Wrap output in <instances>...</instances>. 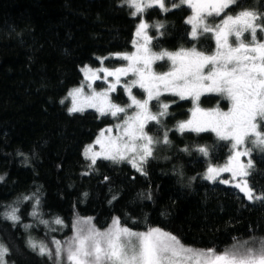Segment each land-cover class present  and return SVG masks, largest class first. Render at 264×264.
Segmentation results:
<instances>
[{"label": "trees", "instance_id": "trees-1", "mask_svg": "<svg viewBox=\"0 0 264 264\" xmlns=\"http://www.w3.org/2000/svg\"><path fill=\"white\" fill-rule=\"evenodd\" d=\"M239 2L233 14L240 8L264 12V0ZM131 11L121 0H0V213L16 206L21 216L16 225L0 216V243L9 248L7 264H55L54 258L33 252L27 242L68 237L76 218H92L102 230L118 217L133 231L160 228L185 246L217 252L243 239L264 237V202H250L234 187L202 179L209 163H226L230 145L211 132L175 130L178 121L190 117L191 100L171 104L163 127L154 122L146 127L154 137L171 129V144L158 145L143 165L146 175L127 162L105 159L89 168L82 151L102 128L113 124V117H101L94 110L70 115L68 93L81 85L85 65L97 68L100 58L108 57V65L114 66L113 54L130 50L139 20ZM189 14L183 7L167 13L157 7L148 10V24L165 25L163 35L148 29L151 49L175 52L196 45L212 53L215 42L210 34L189 38ZM158 67L169 68L165 61ZM133 92L142 96L137 88ZM111 98L120 106L127 102L119 87ZM162 99L178 100L171 95ZM227 103L216 94L200 98L205 109L218 104L225 109ZM197 146H207L209 157L196 152ZM185 148L189 152L182 151ZM252 159L250 183L256 194H264V154L254 152ZM33 194L41 201V217L48 226L29 214L34 201L23 197ZM57 217L63 227L51 223ZM23 224L33 226L25 230Z\"/></svg>", "mask_w": 264, "mask_h": 264}, {"label": "snow or ice", "instance_id": "snow-or-ice-1", "mask_svg": "<svg viewBox=\"0 0 264 264\" xmlns=\"http://www.w3.org/2000/svg\"><path fill=\"white\" fill-rule=\"evenodd\" d=\"M121 4L132 9L133 17L141 18L135 33L140 39L133 41L136 50L113 54L114 58L127 62L121 67H105L104 60L108 57L100 58L101 66L97 69L85 65L81 69L85 83L68 93L72 99V106L68 108L70 115L87 108L94 109L101 117L119 118L123 114L122 122L114 129H102L97 136L94 144L100 145V151H93V145L85 147L83 155L90 160L89 168L100 158L113 163L127 162L146 175L143 165L153 158L156 147L171 144L168 136L171 129L164 130L162 137H154L145 130L146 126L154 122L163 127L164 119L171 115V104L191 100V117L178 121L175 130L181 134L212 132L218 141L230 145L226 163H209L202 179L231 185L250 202H264V194H256L250 183L255 167L252 155L257 151L264 154V39L258 38V33H264V12L240 8L233 14L231 9L240 7L239 0H172L170 7L166 6V0H121ZM183 6L191 9V15L185 20V24L191 25L189 38L195 41L210 34L215 41L211 54L199 51L196 45L175 52L152 51L153 37L147 30L155 28L163 35L161 29L165 25L161 22L148 24L143 18L145 13L155 7L167 13ZM215 17H220L219 22L210 20ZM165 59L170 61L169 70L156 72L154 64ZM129 75L133 78L122 82L121 78ZM101 79L108 87L96 91L93 83ZM118 86L128 96L127 106L112 101L110 94L116 92ZM137 87L144 92L143 99L133 94V88ZM165 94L178 100L166 103L161 99ZM205 94H216L227 100V111L221 110L219 104L212 109L201 108L200 98ZM153 102L158 109L155 112L151 109ZM128 109L134 111L129 114ZM182 151L189 152V149ZM195 151L209 157L207 146H197ZM223 173H229V178H223ZM3 179L0 177V181ZM151 198L149 194L147 199ZM23 201H34L29 214L39 223L49 225L50 222L41 217V201L36 194L24 196ZM19 212V207L9 206L0 216L16 225L21 222ZM51 223L64 226L59 217ZM32 226L23 224L25 230ZM72 232L65 241L52 240L54 252L49 245L31 238L28 247L39 256L54 258L55 264H264V238L238 242L223 252L213 248L194 249L160 228L133 231L123 226L118 217H114L105 230L97 229L92 218H78L72 225ZM8 254L9 248L0 243V264H7Z\"/></svg>", "mask_w": 264, "mask_h": 264}, {"label": "rangeland", "instance_id": "rangeland-1", "mask_svg": "<svg viewBox=\"0 0 264 264\" xmlns=\"http://www.w3.org/2000/svg\"><path fill=\"white\" fill-rule=\"evenodd\" d=\"M167 2H172V0H166ZM168 5V4H167ZM166 5V6H167ZM157 8H159V7H157ZM132 10V9H131ZM148 12V11H147ZM146 12V13H147ZM145 13V14H146ZM191 15V13L188 15V16H190ZM135 18H139V20H138V23H137V25L140 23V17L139 16H137V17H135ZM144 19H145V15H144V17H143ZM211 19V18H210ZM219 20H220V18L218 17V18H212L211 19V21L212 22H219ZM145 21H146V19H145ZM189 25V24H188ZM190 26V30H191V25H189ZM136 30H137V28H136ZM135 33H136V31H135ZM147 34L149 35V32H148V30H147ZM150 36V35H149ZM246 36H247V34H246ZM247 38L248 39H250V36H247ZM261 38L262 39H264V33H262V35H261ZM138 39H140V38H138V37H136L135 36V34H134V38H133V41L134 40H138ZM232 39H234V38H232ZM214 40V39H213ZM133 41H132V44H131V48H130V50L128 51V52H125V53H131V52H134L136 49L134 48V46H133ZM215 42V41H214ZM150 47H151V45H150ZM215 50V49H214ZM153 51V50H152ZM154 52V51H153ZM211 54V53H210ZM108 59H110V58H108ZM108 59H105L104 60V66L105 67H108V68H110V69H113V68H116V67H121V66H124V65H126V61H123V60H120V59H116V58H114L113 57V59L114 60H116V63L114 64V66H109L108 64H111V62L109 63V62H107L106 60H108ZM118 61H120V62H118ZM163 61H165L166 63H167V66L170 68V61H168V60H163ZM163 61H157L155 64H154V70L156 71V72H159V73H162V72H166V71H161V68L160 67H158V65L160 64V63H162ZM100 63H101V59H100ZM100 66H101V64H100ZM99 66V67H100ZM99 67H97V68H99ZM91 68V67H90ZM97 68H92V69H97ZM169 68H168V70H169ZM167 70V71H168ZM100 75L101 76H103V73H100ZM82 76H83V80H82V83H85V81H84V73L82 72ZM133 77L131 76V75H129V77H127V78H124V77H122L121 79H122V82L125 80V79H132ZM109 80H112V78L111 77H109ZM81 83V84H82ZM93 87L96 89V91H102V90H104V89H106L107 87H108V85L101 79V80H96L94 83H93ZM119 88H122V87H120V86H118ZM117 87V88H118ZM134 89V88H133ZM137 89L142 93V96L141 97H139L138 95H136L134 92H133V94L134 95H136L137 96V98L138 99H143L144 98V96H145V94H144V92L141 90V89H139L138 87H137ZM122 90H123V88H122ZM124 91V90H123ZM133 91V90H132ZM85 93L87 94L88 93V89L87 88H85ZM113 93H115V92H113ZM125 93V92H124ZM111 96H112V93L110 94ZM126 95V94H125ZM165 95H167V94H165ZM126 98H127V102L125 103V106H127V104L128 103H130V101H129V99H128V96L126 95ZM161 99H162V97H161ZM68 100H69V104H70V107L72 106V99H71V97H69L68 96ZM163 100V99H162ZM228 107H229V104L227 103V107L225 108V109H221V110H223V111H227V109H228ZM151 109H152V111L153 112H155V111H157L158 109H157V106H156V104H155V102H153L152 103V105H151ZM205 109V108H204ZM87 110H94V109H92V108H87V109H85L84 111H87ZM95 111V110H94ZM132 111H134V109H128V113L129 114H131L132 113ZM190 117H191V113H190ZM189 117V118H190ZM122 118H123V114H121V116L119 117V118H114L113 117V124H111V125H109V126H106V127H104V128H102V129H106V128H113L114 129V126L118 123V122H122ZM188 118V119H189ZM149 125V124H148ZM147 125V126H148ZM146 126V127H147ZM101 129V130H102ZM101 130H100V132H101ZM100 132L98 133V135L100 134ZM212 133V132H211ZM214 134V133H213ZM97 135V136H98ZM107 135V134H106ZM113 135H115V131L113 132ZM97 136L94 138V140L91 142V143H88L86 146H88V145H93V151H96V152H98V151H100V145H98V144H94V141L96 140V138H97ZM85 146V147H86ZM85 147H84V149H85ZM157 148V147H156ZM84 149H83V151H82V154H83V152H84ZM156 150V149H155ZM83 157H84V155H83ZM98 159H100V158H98ZM97 159V160H98ZM245 161L247 160V158L245 157V158H243ZM88 161H90V160H88ZM223 165V164H222ZM134 168V167H133ZM135 169V168H134ZM136 170V169H135ZM205 172V171H204ZM203 172V173H204ZM223 175V178H225V179H227V178H229V176H230V174L229 173H223L222 174ZM201 176H203V174L201 175ZM226 186H231V185H226ZM232 187V186H231ZM238 190V189H237ZM243 194V193H242ZM248 200V199H247ZM249 201V200H248ZM88 218V217H87ZM78 218H76L75 220H74V222L77 220ZM73 222V223H74ZM93 223V222H92ZM110 226H111V224H110ZM108 228V227H107ZM107 228H105V229H107ZM105 229H102V230H105ZM60 234H62L63 233V231L62 230H59L58 231ZM73 235V232L71 231V233H70V235L68 236V237H62V238H56V237H54V236H50L49 237V239H50V241L48 240V242H43L44 244H47V245H49V247H50V249L54 252V246L52 245V240L53 239H56V240H60V241H65V240H67L69 237H71ZM53 238V239H52ZM260 238H264V237H259V238H257V237H254V238H248V239H243V240H240V241H237L236 243H243L244 241H249V242H252L253 240H259ZM52 239V240H51ZM236 243H234V244H236ZM233 244V245H234ZM233 245H231L230 247H228V248H231ZM189 247V246H188ZM191 248H193V247H191ZM194 249H198V248H194Z\"/></svg>", "mask_w": 264, "mask_h": 264}, {"label": "flooded vegetation", "instance_id": "flooded-vegetation-1", "mask_svg": "<svg viewBox=\"0 0 264 264\" xmlns=\"http://www.w3.org/2000/svg\"><path fill=\"white\" fill-rule=\"evenodd\" d=\"M168 4V5H167ZM166 5L168 6V7H170L171 6V2H167L166 1ZM182 8V7H181ZM183 8H187V9H189L187 6H183ZM178 9V8H177ZM173 10H175V9H173ZM189 11H190V13H191V9H189ZM215 18H218V17H215Z\"/></svg>", "mask_w": 264, "mask_h": 264}]
</instances>
